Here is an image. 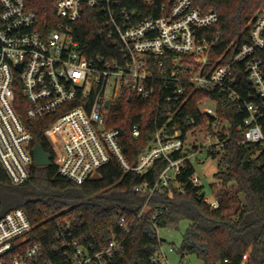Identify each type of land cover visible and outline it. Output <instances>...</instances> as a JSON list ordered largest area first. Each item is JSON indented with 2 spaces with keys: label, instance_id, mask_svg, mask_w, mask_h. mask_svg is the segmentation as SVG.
<instances>
[{
  "label": "built area",
  "instance_id": "built-area-1",
  "mask_svg": "<svg viewBox=\"0 0 264 264\" xmlns=\"http://www.w3.org/2000/svg\"><path fill=\"white\" fill-rule=\"evenodd\" d=\"M85 5L106 15L114 56H89L77 39L73 23ZM53 6L58 22L46 29L26 0H0V162L13 184L25 182L35 165L33 123L41 124L59 173L77 183L97 177L112 160L126 171L144 173L166 159L153 187L136 188L150 194L176 181L187 159L195 167L192 183L201 184L197 167L205 157L221 155L231 136V124L218 113L219 98L244 114L238 142L264 149V6L249 21L248 40L234 55L232 43L220 51L219 34L203 30L218 23V13L202 12L194 0H175L169 9L162 5L159 16H140L119 0H57ZM158 89L165 119L133 165L122 149L120 129L109 126L112 111L122 98L147 99ZM200 93L201 119L186 113ZM131 133L139 137L141 125L134 124ZM204 196L219 205L215 193L212 201ZM121 224L129 232L125 218ZM159 231L156 227L158 236ZM55 236L53 249L62 264H112L123 250L116 235L104 248L87 245L67 221L57 223ZM38 237L22 208L0 215V264H57ZM161 258H166L163 245L152 262L162 264ZM247 260L248 253L240 264Z\"/></svg>",
  "mask_w": 264,
  "mask_h": 264
},
{
  "label": "trees",
  "instance_id": "trees-1",
  "mask_svg": "<svg viewBox=\"0 0 264 264\" xmlns=\"http://www.w3.org/2000/svg\"><path fill=\"white\" fill-rule=\"evenodd\" d=\"M26 1L29 9L38 14L43 28L55 26L58 17L53 5L57 0ZM119 2L128 10L137 9L140 16H159L163 14L161 6L169 9L175 0H155L152 5L143 0ZM194 3L202 12L218 13V23L203 30L219 34L220 51L232 43V55L248 40V23L264 6V0H194ZM73 26L89 56L115 55L108 34L110 25L101 9L85 5L82 17ZM161 96L163 93L158 89L147 99L122 98L113 108L109 126L120 129L122 149L133 165L165 119L158 110ZM204 97L196 94L186 113L201 119L197 106ZM218 113L222 121L231 124V136L218 156L222 167L214 176L221 183L215 194L219 200L217 207L201 195L203 183H192L195 167L189 159L182 165L176 181L155 189L152 194L149 189L138 191L136 188L142 183L153 187L167 166L166 159H158L144 173L126 171L112 160L100 169L97 177L77 183L59 173L53 161V149L41 136V124L33 123L34 143H40L51 153V163L33 165L30 177L15 185L0 162V215L22 208L38 231L47 256L57 264H62L59 250L53 249L58 222H70L74 233L97 249L106 247L114 235L121 238L123 250L115 255L112 264H161L152 262L153 255L164 243L156 227L178 228L183 220L189 223L181 244L182 257L194 254L202 264H240L243 255L248 253L247 264H264V165L260 167L264 163V149L256 143L238 142L241 134L237 126L244 114L237 112L231 101L219 98ZM136 123L141 125L139 137L131 133ZM178 156V152L173 153L174 158ZM212 156L216 158L217 154ZM237 195L241 200L235 204ZM122 218L126 219L129 232L121 224Z\"/></svg>",
  "mask_w": 264,
  "mask_h": 264
},
{
  "label": "rangeland",
  "instance_id": "rangeland-1",
  "mask_svg": "<svg viewBox=\"0 0 264 264\" xmlns=\"http://www.w3.org/2000/svg\"><path fill=\"white\" fill-rule=\"evenodd\" d=\"M206 103H211L210 100ZM222 167L220 157H205L204 161L197 167V172L200 176L201 183L204 184L206 196L209 200L214 199V193L221 187L215 179V173ZM214 184V187H211ZM231 187H228L230 189ZM214 190V192H213ZM241 200L240 196L237 195L234 199L235 204ZM188 221H181L178 228H163L159 231V236L164 240L163 249L166 254V258H161L162 264H202V260L196 255H186L182 257L181 244L183 235L187 229Z\"/></svg>",
  "mask_w": 264,
  "mask_h": 264
},
{
  "label": "water",
  "instance_id": "water-1",
  "mask_svg": "<svg viewBox=\"0 0 264 264\" xmlns=\"http://www.w3.org/2000/svg\"><path fill=\"white\" fill-rule=\"evenodd\" d=\"M131 100V98H129ZM34 152V164L38 166L49 165L51 163V153H49L40 143H37L33 149ZM264 163L260 166L262 167ZM205 190L202 191L201 195L204 196Z\"/></svg>",
  "mask_w": 264,
  "mask_h": 264
}]
</instances>
